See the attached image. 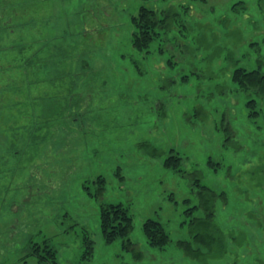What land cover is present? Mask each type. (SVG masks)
<instances>
[{
  "label": "rangeland",
  "instance_id": "rangeland-1",
  "mask_svg": "<svg viewBox=\"0 0 264 264\" xmlns=\"http://www.w3.org/2000/svg\"><path fill=\"white\" fill-rule=\"evenodd\" d=\"M142 6L168 17L150 52L133 46ZM240 67L264 73V0H0V264H37L45 240L58 264H264V98L239 91ZM201 186L227 251L196 260L177 243ZM102 202L128 209L133 249L105 242Z\"/></svg>",
  "mask_w": 264,
  "mask_h": 264
},
{
  "label": "trees",
  "instance_id": "trees-1",
  "mask_svg": "<svg viewBox=\"0 0 264 264\" xmlns=\"http://www.w3.org/2000/svg\"><path fill=\"white\" fill-rule=\"evenodd\" d=\"M167 18H159L157 10L142 6L138 15L132 18V22L136 28L133 35V46L139 51L150 52L148 49L151 43L158 37L159 29L166 27ZM28 62L31 63V60H28ZM27 66L30 65L27 64ZM11 67L15 68V66ZM14 68L10 71L17 70V68ZM232 79L238 85L239 91L253 93L258 97L264 98V73L260 69L249 71L241 67L236 68ZM247 106L250 108L251 115H258L256 99L251 98L247 102ZM180 165L181 158L179 156L170 155L165 160L167 168L181 171ZM95 182L98 184V187L94 197L99 201L104 195L106 180L100 176ZM201 187L202 189L199 194L201 207L205 215L204 217L192 216L189 221L191 240L179 241L177 243V246L183 250L186 256L196 260L216 258L226 254L227 251L226 235L216 222V200L219 195L206 186ZM86 189L92 195L90 188L87 187ZM192 210L190 209L188 213L191 214ZM100 224L103 238L107 244L122 239L124 247L128 249L134 248L135 243L129 239V235L133 230V217L123 204L102 202ZM143 231L148 243L153 247L162 249L171 242V238L164 226L157 220L148 219L143 224ZM84 242L86 246L84 257L86 260H91L94 254V241L86 234ZM34 246V250L30 255L36 258L37 264H58L57 251L50 244L49 240H45L42 244ZM25 264H27V261H25Z\"/></svg>",
  "mask_w": 264,
  "mask_h": 264
}]
</instances>
